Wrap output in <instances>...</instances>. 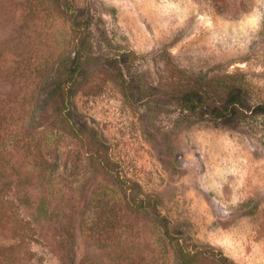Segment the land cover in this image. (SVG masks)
<instances>
[{
	"label": "rangeland",
	"instance_id": "obj_1",
	"mask_svg": "<svg viewBox=\"0 0 264 264\" xmlns=\"http://www.w3.org/2000/svg\"><path fill=\"white\" fill-rule=\"evenodd\" d=\"M261 101L264 0H0V264H264Z\"/></svg>",
	"mask_w": 264,
	"mask_h": 264
},
{
	"label": "trees",
	"instance_id": "obj_2",
	"mask_svg": "<svg viewBox=\"0 0 264 264\" xmlns=\"http://www.w3.org/2000/svg\"><path fill=\"white\" fill-rule=\"evenodd\" d=\"M219 8L221 7V3H219ZM235 90L236 93L238 95V97H236L235 101L233 100L231 103H229L228 105H220V106H216L213 107L210 112L211 114H214L216 119H226L228 116H232V115H236V113H239V108L240 106L238 104H240V100L242 99L243 96H241V92L244 89V86L242 83H239L238 85H235ZM201 96H199L198 93H195V95L193 93H187L184 94L181 98V103L183 105V107L187 110H189L190 112H194L197 109L202 108V103H201ZM229 106H232L231 108V112H229ZM251 115H257V114H261L264 115V101L259 102L255 107H253L251 110ZM146 201L142 200L141 201V206L144 208ZM178 245V243H177ZM182 253L184 254V258H183V262L184 264H190V261H192L193 259H197V258H201L202 256L208 257L211 256L212 259L214 261L223 263V264H231V261L224 256L222 253H215L214 251H197L196 253H187L185 251H182Z\"/></svg>",
	"mask_w": 264,
	"mask_h": 264
}]
</instances>
